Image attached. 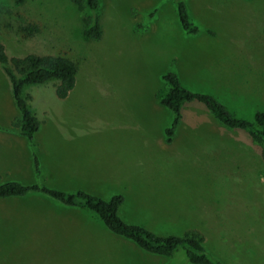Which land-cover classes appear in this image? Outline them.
<instances>
[{"label": "rangeland", "instance_id": "rangeland-1", "mask_svg": "<svg viewBox=\"0 0 264 264\" xmlns=\"http://www.w3.org/2000/svg\"><path fill=\"white\" fill-rule=\"evenodd\" d=\"M189 1L197 34L182 29L176 0H100L93 11L70 0H0L2 12L9 8L39 26L28 38L0 35L8 56L63 52L77 62L73 89L79 94L59 105L71 117L52 128L49 137L89 148L86 156H72L52 146L36 154L37 174L36 151L31 147L27 154L25 139L12 126L20 113L0 68V183L82 190L105 200L122 194L119 214L128 223L159 235L197 231L223 264H264L260 147L245 132L224 127L199 103H185L181 120L210 122L209 131L220 138L211 134L187 140L182 137L191 130L179 125L176 138L167 142L164 129L171 125V113L163 108L158 112L146 100L153 90L159 97L168 88L162 75L169 70L186 88L211 94L235 116L252 120L255 107L264 109V0H206L201 12V2ZM93 16L100 24L98 37L85 34L86 21ZM201 17L211 25L203 27ZM216 19L222 20L219 28L213 26ZM55 84L28 88L38 120ZM100 89L120 97H103L99 93L108 92ZM117 100L128 110L117 114ZM119 121L141 124L139 131L131 129L140 137L111 144L112 134L119 131L112 126ZM159 129L160 144L153 142ZM144 137L149 144L139 140ZM40 197L46 195L29 192L22 197L27 201L13 204L0 199V264H166L171 259L111 233L95 212L61 203L62 210H54Z\"/></svg>", "mask_w": 264, "mask_h": 264}, {"label": "trees", "instance_id": "trees-1", "mask_svg": "<svg viewBox=\"0 0 264 264\" xmlns=\"http://www.w3.org/2000/svg\"><path fill=\"white\" fill-rule=\"evenodd\" d=\"M15 4H22L26 0H13ZM78 6L85 5L90 11L97 9L100 0H70ZM177 16L182 29L188 34H197L200 30L189 16L185 0H176ZM0 6V35L9 34L16 38H28L39 32V26L29 17H22L9 8L2 12ZM152 16L153 12L147 14ZM26 21V22H25ZM85 34L100 36V24L97 16L89 17L86 21ZM0 68L9 78L11 95L15 107L20 113V119L12 126L17 132L31 141L34 133L39 130L41 121L31 105V94L28 88L32 85L55 84V93L59 98H65L74 88L78 64L73 57L63 52L56 54H39L29 52L23 57H10L0 44ZM168 88L161 93L160 101L171 113V125L164 129L165 140L171 141L175 129L181 120V108L185 103H199L205 107L213 117L224 127L245 132L261 149L264 158V109L255 107L253 119L239 118L216 97L208 93L192 91L180 82L173 71H166L162 75ZM36 173H39V161L33 151ZM43 193L60 203L76 208H84L95 212L105 227L113 234L121 236L135 244L147 253L169 257L166 264H223L220 259L209 251L203 237L197 231H187L183 235L157 234L145 226L128 223L119 214L124 202L122 194H114L108 200L97 194L77 190L65 192L60 189L47 187L35 183L23 184L17 181L0 183V198L24 196L29 191Z\"/></svg>", "mask_w": 264, "mask_h": 264}, {"label": "crops", "instance_id": "crops-1", "mask_svg": "<svg viewBox=\"0 0 264 264\" xmlns=\"http://www.w3.org/2000/svg\"><path fill=\"white\" fill-rule=\"evenodd\" d=\"M189 2L190 1L187 0V4H188V7L190 9V13H192L191 12L192 9L190 7ZM198 2H201V5H202L200 12L202 10L206 9V3H205L206 0H198ZM215 10H217V9H212L210 11H215ZM191 18L196 21V16H194L193 14H191ZM221 22H222L221 19L213 20V26L219 28L217 26V23L219 24ZM199 23L203 27L205 25H208V26L211 25L210 24L211 22L206 20L204 17L200 18ZM221 27H223V23L221 24ZM111 89H107V90L100 89L104 93H107V92L108 93L106 95H103V93L101 92V93H99V95H102L103 97H105V96L107 97L109 95V91ZM75 90H77V89H72L69 92V94L67 95V97H65V98H59L54 91L55 94L51 97V99L47 103H45L42 106V108H41L42 119L39 120V121H41L39 130L34 133L31 141L29 139L25 138L24 136H21V139L22 138L25 139L24 142H25V145L27 146V150H26L27 154L29 153V151L31 152V147L36 151V154L38 155L39 153L48 152L52 148V146L62 148L64 151L71 154L72 156H75L76 154L81 155V156H86L89 154V148L87 146H81V147L68 146V142H66V141L63 142L62 140L50 139V137H49V134L53 135V133L51 131L52 128H54L56 125H59V124H62V125L67 124V121H65V119L67 117L68 118L71 117V115H70L71 112L67 113L64 116L63 113L61 112V109L63 106H59V105H64V104L68 103L69 99L74 100V98L79 94V92L75 91ZM108 97L119 98L120 96L117 94H113V95H109ZM160 97H161V95H159V97H157V94H155V92L153 90V94H150L149 96H147L146 100H147L148 104L153 105L154 107H157L156 109L158 112L161 111L162 108L164 110H168L161 103ZM115 102L121 104L117 110V114L119 113V111H122L124 109L128 110L127 107H123V106H126V103L123 100H117ZM127 114L129 115V111H127ZM142 124L144 125V127L142 129L145 130L146 125H145V123H142ZM179 125L185 127V130H187V129L191 130L188 132L186 131V134H184V136L182 137V138L186 137L187 140L190 136H193L192 138H208V137H210L211 134H213V136H216L214 132L211 133L209 131V129L212 128V125L210 122L201 121V120H190V121L180 120ZM70 126H72V125H70ZM112 127H116L114 130H119V131H114V133L112 134L113 136H116V137H114V139H111V144H113V145H115V144L123 145V142H128L130 139H122V138H130V135L137 136V138L140 137V134L138 132H134V133L132 132V134H131V129L139 131L141 124L131 125L129 121H119V122H115L114 126H112ZM159 133H160L159 136L154 137V139H153L154 143L156 141L158 142V144L161 143V141H162L161 133L162 132L160 129H159ZM62 134L64 136H67V133H61L58 135H62ZM144 134H145V132H144ZM154 135H155V133H154ZM18 138L19 137H17V139ZM75 138H76V135L73 138V140ZM175 138L176 137L173 135L171 138V141H173ZM214 138L219 139L220 137H218V135H217ZM221 138L224 139L225 137H221ZM17 139L15 138L16 141H17ZM139 140L142 143L149 144L147 142V140L145 139V137H144V139H139ZM29 192H34L35 194H41L40 192H35L34 190L29 191ZM24 196H11L12 199H9V197L0 198V199L8 201V202H4V204H13V203H17V202L23 203L24 201L28 200V198H22ZM46 197H45V199L40 197L42 200H44L43 203L45 202L46 205L50 206L54 210L58 209V211H59V208H60V210H62L61 206L59 204L60 203L59 201H57V200H55V199H53L47 195H46ZM49 198H50V200H49ZM64 206H66V205H64ZM66 207H69V206H66ZM70 208L76 209V207H70ZM79 209H84V208H79ZM59 213H61V212H59Z\"/></svg>", "mask_w": 264, "mask_h": 264}]
</instances>
